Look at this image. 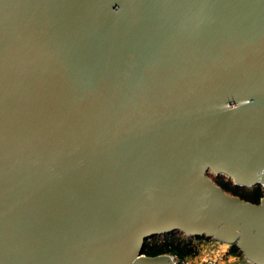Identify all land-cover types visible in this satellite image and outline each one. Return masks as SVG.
<instances>
[{
	"label": "water",
	"instance_id": "1",
	"mask_svg": "<svg viewBox=\"0 0 264 264\" xmlns=\"http://www.w3.org/2000/svg\"><path fill=\"white\" fill-rule=\"evenodd\" d=\"M208 169L264 189V0H0V264H264V195Z\"/></svg>",
	"mask_w": 264,
	"mask_h": 264
},
{
	"label": "trees",
	"instance_id": "2",
	"mask_svg": "<svg viewBox=\"0 0 264 264\" xmlns=\"http://www.w3.org/2000/svg\"><path fill=\"white\" fill-rule=\"evenodd\" d=\"M214 183L228 194L238 196L239 198L254 204H258L264 195V189L259 184L252 186H238L234 185L231 180H226L222 176H218V178L214 180ZM193 238L197 243L193 242ZM203 241L208 240L203 236H185L174 231L164 235L161 239L155 238L154 236L150 239H144L141 246V253L147 256L170 253L183 259L188 256L196 255L197 249L199 245L203 244ZM229 252L234 255L242 254L235 244H231Z\"/></svg>",
	"mask_w": 264,
	"mask_h": 264
},
{
	"label": "rangeland",
	"instance_id": "3",
	"mask_svg": "<svg viewBox=\"0 0 264 264\" xmlns=\"http://www.w3.org/2000/svg\"><path fill=\"white\" fill-rule=\"evenodd\" d=\"M206 175L214 182V180L216 178H218V176H222L224 177L226 180L229 179L231 180L229 177H227L226 175L224 174H216L214 173L213 171H211L210 169H208L206 171ZM232 181V180H231ZM177 231V230H176ZM179 232V231H177ZM170 232H163V233H158V234H155L154 237L155 238H158V239H161L164 235L168 234ZM181 233V232H179ZM182 235H184L183 233H181ZM204 238H206L208 241H203V245H199L198 249H197V254L194 255V256H201V255H216V256H219L220 254L224 253V254H229L227 250L230 251V248H231V243H226V242H222L220 240H217L216 238L214 237H208V236H204ZM147 239L151 238L150 236H147L146 237ZM193 242L197 243V241L193 238ZM220 244L219 247H217V245ZM234 244V243H232ZM219 252V253H218ZM224 256V255H223ZM236 256V263L240 264L242 263V260H243V254L241 255H235Z\"/></svg>",
	"mask_w": 264,
	"mask_h": 264
},
{
	"label": "built area",
	"instance_id": "4",
	"mask_svg": "<svg viewBox=\"0 0 264 264\" xmlns=\"http://www.w3.org/2000/svg\"><path fill=\"white\" fill-rule=\"evenodd\" d=\"M228 253L229 254L222 253L219 256H216V255H213V256L201 255L199 257L198 256H188L183 259H180L177 256L172 255L170 253H167V254L170 255V257L176 264H238L236 263V256L234 254H231L229 251ZM240 264H259V263L251 261L247 259L245 256H243L242 263Z\"/></svg>",
	"mask_w": 264,
	"mask_h": 264
},
{
	"label": "crops",
	"instance_id": "5",
	"mask_svg": "<svg viewBox=\"0 0 264 264\" xmlns=\"http://www.w3.org/2000/svg\"><path fill=\"white\" fill-rule=\"evenodd\" d=\"M201 245H203V244H201ZM201 245H200V246H201ZM219 246H220V244L217 245V247H219ZM227 251H229V250H227Z\"/></svg>",
	"mask_w": 264,
	"mask_h": 264
},
{
	"label": "bare ground",
	"instance_id": "6",
	"mask_svg": "<svg viewBox=\"0 0 264 264\" xmlns=\"http://www.w3.org/2000/svg\"><path fill=\"white\" fill-rule=\"evenodd\" d=\"M222 173L226 175V173H225V172H222ZM162 232H163V231H162Z\"/></svg>",
	"mask_w": 264,
	"mask_h": 264
}]
</instances>
